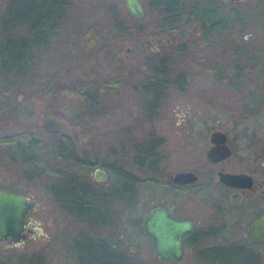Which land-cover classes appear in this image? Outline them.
Segmentation results:
<instances>
[{
  "label": "rangeland",
  "instance_id": "obj_1",
  "mask_svg": "<svg viewBox=\"0 0 264 264\" xmlns=\"http://www.w3.org/2000/svg\"><path fill=\"white\" fill-rule=\"evenodd\" d=\"M5 1L0 0V12ZM69 1V15L77 32L60 33L53 40L54 45L37 57L31 72L41 78V83L52 81L53 89L47 94L38 91L40 80L35 78L28 86L7 94L0 93V139L14 133L30 132L42 143L52 144L53 134H68L88 161L93 160L95 153L116 147L122 140L128 143L140 141L148 133H154L164 139L165 161L154 180L149 173L126 165L143 181L136 188V203L120 211L118 235L136 244L139 259L157 260L161 264H194L192 251L186 245L179 261L171 263L160 259L152 239L141 228L146 212L155 205L164 204L172 215L199 219L196 230L213 233L205 239L207 244L247 242L241 238L242 229L237 223L230 222L223 228L220 217L211 212L210 205L200 201L201 192L199 196L176 192L170 186L169 175L174 171L177 156H186L181 139L204 141L195 143L202 153L212 130L225 132L234 151L242 155L258 150L264 144V106H244L250 91L261 92L260 88L264 87V8H260L261 13L257 12L254 17L245 15V22L228 21L210 36L214 39L209 41L203 39L201 25L194 20L175 29L159 27L157 13L146 6L144 14L136 18L127 12L124 0ZM258 1L243 0L238 5L239 16ZM115 6L121 18L128 25H140L141 32L131 31L129 37L119 41L113 40L112 34L109 38L94 31L96 35H89L91 39L87 44L83 43L81 25L90 26L99 19L105 20L101 17H107L106 8L115 9ZM238 6L226 5L220 12L231 19L229 7ZM78 22L81 25H77ZM99 25L96 23V27ZM150 39L152 44L149 46L147 41ZM154 44L160 46L159 50L152 49ZM179 44H185L186 49L177 54ZM163 57L172 59V75L184 74L182 84L185 88H169L153 120L148 121L140 117L142 93L135 85L146 74L145 64ZM82 82L91 90L105 84L102 85L105 87L104 103L96 118L84 112L87 98L76 87ZM20 138L25 143L24 134ZM96 167L103 169L81 165L73 169L96 187L111 185L113 174L103 169L106 178L97 181L93 176ZM0 188L19 192L36 203L28 213L33 222L32 233L26 234L18 244L10 240L0 242V258L39 251L46 255L47 264H73L65 243L79 225L59 209L50 194L39 183L25 180L18 164L1 158ZM231 220H235L234 217ZM36 226L40 227V232L34 228ZM260 264H264V255Z\"/></svg>",
  "mask_w": 264,
  "mask_h": 264
},
{
  "label": "trees",
  "instance_id": "obj_2",
  "mask_svg": "<svg viewBox=\"0 0 264 264\" xmlns=\"http://www.w3.org/2000/svg\"><path fill=\"white\" fill-rule=\"evenodd\" d=\"M242 1L231 4L238 6ZM147 3V8L163 15V21L168 24L193 20L199 23L201 36L209 41L214 39L210 36L228 21L245 22V15L254 17L264 8V0H259L247 7L244 15L239 16V6L229 7L232 12L229 19L228 14L224 16L220 12V8L231 4H223L220 0H149ZM110 8H106L107 17H101L105 20L99 19L96 22L100 23L99 27H96V23L86 26L78 22L77 25L83 28V43L87 44L91 39L89 35H96L94 31L108 37L112 34L111 38L119 41L129 37L131 31L141 32L140 25H128L121 18L117 6L115 9ZM70 9L69 0L5 1L0 12L1 94L32 84L36 76L31 72L37 57L54 45L53 40L60 33L69 35L72 30L77 32L74 20L69 15ZM182 49H186L185 44L177 46V54ZM169 60L163 57L154 62L148 61L145 64L144 78L135 85L142 93L140 117L145 120H153L169 88H185L182 84L184 74L179 72L172 75L171 67L174 64L171 58ZM36 80H40L38 91L43 94L50 93L53 89L52 81L45 84L43 81L41 83V78ZM102 85L105 84L93 87V90L85 82L76 85L79 92L87 98L84 112L91 114L93 118L101 114L99 108L103 106L105 98V87ZM260 89L261 92H249L244 106L264 104V87ZM21 134H24L25 143L20 138ZM51 142L52 144L42 143L30 132L14 133L0 139V158L11 160L14 165L18 164L25 180L39 183L59 209L79 225L65 243L73 264H161L157 260L139 259L136 244L118 235L117 222L121 218V209L131 208L136 203V188L143 181L126 165L149 173L152 175L151 180H154L166 155L162 149L163 137L148 133L140 141L131 140L128 143L122 140L116 147L95 153L93 160L88 161L79 153L68 134H53ZM76 165L102 167L113 174L114 180L107 187H96L73 169ZM141 228L143 229V225ZM209 235L212 237L213 233L198 229L183 238V245L192 251L194 264H260L264 246H254L246 241L235 245L207 244L205 239ZM46 261V255L39 251L0 258V264H47Z\"/></svg>",
  "mask_w": 264,
  "mask_h": 264
},
{
  "label": "flooded vegetation",
  "instance_id": "obj_3",
  "mask_svg": "<svg viewBox=\"0 0 264 264\" xmlns=\"http://www.w3.org/2000/svg\"><path fill=\"white\" fill-rule=\"evenodd\" d=\"M147 2L142 3L141 1L144 11L145 6L147 7ZM157 15L159 17V27L175 29L180 25H185L183 21L180 24H168L163 21V15L160 13H157ZM151 44L152 41L150 39L147 41V45L150 46ZM159 47L158 44H154L152 49L159 50ZM260 106H264V104ZM209 134L208 144L203 153L196 149L195 143H203L204 141H185L181 139L182 148L184 147L185 149L183 152L186 156L183 154L177 156L174 171L169 175L170 186L176 192H189L193 196H199L198 194L201 192L200 201L210 205L211 212L220 217L223 228H226L230 222L237 223L238 228L242 229L241 238L250 242L248 239L249 226L257 216L264 214V144L258 150L242 155L240 152L234 151V146L228 141V136L224 132L226 135L225 144L230 152L226 155L214 153V159H210L208 157V149L215 146V143L210 141ZM164 161L165 159L160 163L159 170H161V165H163ZM183 172H192L196 176V180L181 183L171 179L174 174ZM160 182L163 185L162 180ZM158 205L164 206L170 213L167 206L164 204ZM28 213L24 218L25 226L33 223L29 219ZM170 215L172 214L170 213ZM172 216L192 220L195 223V227L189 233L195 231L199 225V219L195 217ZM232 217L235 220H231ZM250 243L254 246H264V242Z\"/></svg>",
  "mask_w": 264,
  "mask_h": 264
},
{
  "label": "water",
  "instance_id": "obj_4",
  "mask_svg": "<svg viewBox=\"0 0 264 264\" xmlns=\"http://www.w3.org/2000/svg\"><path fill=\"white\" fill-rule=\"evenodd\" d=\"M241 0H220L223 4H228ZM127 12L133 17H140L144 13V8L140 0H124ZM210 141L215 146L208 149V157L214 159V153L226 155L230 152L225 144L226 135L219 130H213L209 134ZM93 176L97 181H103L106 173L101 168H94ZM171 179L175 182H191L196 180L192 172L174 174ZM35 200L12 191L0 188V242L10 240L13 244L22 241L26 234L32 233V223L24 225V218L28 212L35 208ZM30 227V229H29ZM195 223L190 219L176 218L168 212L162 205L151 207L143 219L144 232L152 239V243L157 256L166 262L179 261L184 253L183 238L192 231ZM41 231L40 227H34ZM248 239L252 243L264 242V214L257 216L250 224Z\"/></svg>",
  "mask_w": 264,
  "mask_h": 264
}]
</instances>
